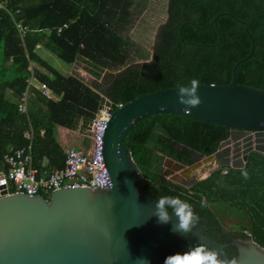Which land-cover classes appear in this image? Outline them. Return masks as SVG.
Masks as SVG:
<instances>
[{"label": "trees", "instance_id": "trees-1", "mask_svg": "<svg viewBox=\"0 0 264 264\" xmlns=\"http://www.w3.org/2000/svg\"><path fill=\"white\" fill-rule=\"evenodd\" d=\"M8 1L13 16L0 10V172H7L6 154L30 143L29 131L34 132V166L47 162L50 169L63 168L58 128L89 135L105 99L125 105L192 78L200 86L229 85L234 65L252 48L237 20L245 22L256 46L238 67V84L264 92V0H168L151 54L131 50L132 39L124 36L134 18V0ZM16 22L32 30L24 40ZM42 52L66 64H89L96 81L89 85L77 75L60 73ZM40 86L55 99L43 95ZM28 88L31 106L22 115L17 101ZM229 134L224 126L189 116L157 114L136 123L124 144L154 203L161 196H177L198 218L193 229L227 245L251 237L264 248V155L252 153L245 169L219 168L190 187L162 176L161 156L190 165L193 152L212 155ZM226 252L237 256L234 246Z\"/></svg>", "mask_w": 264, "mask_h": 264}, {"label": "water", "instance_id": "water-1", "mask_svg": "<svg viewBox=\"0 0 264 264\" xmlns=\"http://www.w3.org/2000/svg\"><path fill=\"white\" fill-rule=\"evenodd\" d=\"M251 39L250 53L232 69L226 86L201 85L200 104L183 111L176 88L138 97L114 111L103 138V157L112 187L55 190L50 199L41 195L9 194L0 186V264H164L166 257L183 254L203 244L217 253L220 264H264V248L250 237L230 245L212 239L197 229L175 234L170 223L154 216V202L143 184V175L124 144L133 126L157 114L189 116L224 126L231 138L222 143L223 168L243 170L252 153L264 155V92L238 84L237 70L255 51V41L244 21L237 20ZM109 106L110 102L107 101ZM222 151V152H223ZM232 153V154H231ZM196 154L194 165L165 159L164 177L193 186V175L202 164L221 158ZM3 178V176H1ZM229 246L237 249L231 258Z\"/></svg>", "mask_w": 264, "mask_h": 264}, {"label": "built area", "instance_id": "built-area-1", "mask_svg": "<svg viewBox=\"0 0 264 264\" xmlns=\"http://www.w3.org/2000/svg\"><path fill=\"white\" fill-rule=\"evenodd\" d=\"M0 10L7 11L13 16L9 10L8 0H0ZM16 28L23 40L29 32H32L19 22H16ZM62 30L63 28H59L58 33ZM45 33L49 36L52 30L47 29ZM33 81L34 78L30 79L29 83ZM41 91L46 97L55 99L52 91L45 86L41 87ZM30 96L28 89L17 101L18 111L22 115L29 114ZM107 101L110 102L109 106L106 105ZM121 107L123 104L114 106L109 99L104 100L91 123L88 135L92 141L90 149L86 151L85 147H80L79 150L73 146L68 147L65 151V165L61 169L34 166L32 155L34 132H27L25 137L30 143L5 155L4 165L7 167V172H0V186L6 184L8 191L12 186L14 193L32 196L51 195L55 190L66 188H111V178L103 157V138L112 113Z\"/></svg>", "mask_w": 264, "mask_h": 264}, {"label": "rangeland", "instance_id": "rangeland-1", "mask_svg": "<svg viewBox=\"0 0 264 264\" xmlns=\"http://www.w3.org/2000/svg\"><path fill=\"white\" fill-rule=\"evenodd\" d=\"M133 12L134 18L132 25L130 26L128 32L124 33V36H128L129 39H132L131 42L134 43L131 46V50H138L144 48L151 54L153 45L156 42V35L160 26L166 21V7L168 0H134ZM44 59L48 62L50 66L59 71L60 73L68 76L71 75L74 66L66 64L61 61L57 56L50 52H42ZM136 60V58H135ZM140 60H138L139 62ZM141 62V61H140ZM76 74L83 76V80L89 85H93L96 81L94 75L91 73V67L87 63L79 62L77 64ZM48 73V72H46ZM94 77V78H93ZM101 81L100 79H97ZM76 131V130H75ZM88 132H80L76 138V148L79 150V140L83 139L84 136H87ZM66 136L67 145L72 146L74 134H64ZM84 142L87 143L88 140L84 139ZM216 160L210 164H202V166L193 172V175L198 179L197 182L207 178L213 172L218 170Z\"/></svg>", "mask_w": 264, "mask_h": 264}, {"label": "clouds", "instance_id": "clouds-1", "mask_svg": "<svg viewBox=\"0 0 264 264\" xmlns=\"http://www.w3.org/2000/svg\"><path fill=\"white\" fill-rule=\"evenodd\" d=\"M200 82L192 78L186 83L176 84L178 100L183 105V111L188 112L190 109L200 104V98L197 95V89ZM153 205L154 216L161 224L170 223L169 211L176 217V223L171 225V231L175 234L191 233L197 222V216L193 212L192 206L185 200L177 196H161ZM143 264H148L146 258H142ZM164 264H220L217 253L208 249L203 244H197L189 247L188 251L183 254H174L165 258ZM230 264H236L233 260Z\"/></svg>", "mask_w": 264, "mask_h": 264}, {"label": "crops", "instance_id": "crops-1", "mask_svg": "<svg viewBox=\"0 0 264 264\" xmlns=\"http://www.w3.org/2000/svg\"><path fill=\"white\" fill-rule=\"evenodd\" d=\"M77 64L78 63H76V64L73 65L74 66V70H73V72H72L71 75H77L80 78L84 79L82 75H79L78 73L76 74V68L78 66ZM57 131H58V137H59L60 144L62 145V147L64 148L65 151L67 150L68 147H70L69 145H67L66 136H64L65 133L66 134H69V133H73L74 134V137L75 138H73V143H72L73 145L72 146L73 147H76V145H75L76 144V141H77L76 136L81 132L80 129H78L76 131H72V130H69V129H66V128L59 127ZM84 139H87L88 142L85 143L84 142ZM79 141H80L79 142V148L80 147H85L86 151H88L90 149L92 141H91V139H90V137L88 135L87 136H84V138L82 140L80 139ZM44 165H45V167L49 168L47 162H45Z\"/></svg>", "mask_w": 264, "mask_h": 264}, {"label": "flooded vegetation", "instance_id": "flooded-vegetation-1", "mask_svg": "<svg viewBox=\"0 0 264 264\" xmlns=\"http://www.w3.org/2000/svg\"><path fill=\"white\" fill-rule=\"evenodd\" d=\"M229 138H231V134H229V137H228V139ZM227 139V140H228ZM223 142H225V141H223ZM223 142H221V144H220V146L218 147V149L213 153V154H215V153H217V152H220L221 154H222V156H221V158H219L218 160H216V164H217V167L218 168H221V163L222 162H224L225 160H226V156H225V153H224V151H223V149H224V147L222 146V143ZM223 151V152H222ZM197 153H200V152H193L192 154H191V158H190V165H194L196 162H197V160H198V158L196 157V154ZM201 155H202V153H200ZM232 154V153H231ZM202 156H204V155H202ZM165 159L166 158H163L162 156H161V169H162V176L164 175V172H165V170H166V167H165ZM164 177V176H163ZM165 178V177H164ZM187 182H188V180H187ZM187 182L185 183V184H187ZM185 184H182V185H185Z\"/></svg>", "mask_w": 264, "mask_h": 264}, {"label": "bare ground", "instance_id": "bare-ground-1", "mask_svg": "<svg viewBox=\"0 0 264 264\" xmlns=\"http://www.w3.org/2000/svg\"><path fill=\"white\" fill-rule=\"evenodd\" d=\"M30 85H32V83H30ZM41 87L42 86H40V87H38V89H40L41 90ZM29 89V88H28ZM27 89V90H28ZM26 90V91H27ZM42 92V91H41ZM226 141V140H225ZM203 155V154H202ZM213 155V154H212ZM205 156V155H204ZM208 156H210V155H208ZM175 161V160H174ZM186 166H191V165H186ZM221 168H223V167H221ZM224 169H228V168H224ZM229 169H231V168H229ZM224 173H227V171H225ZM197 183V182H196ZM186 185V184H185ZM187 186V185H186ZM9 192V194H14V191L13 192H11L10 190L8 191ZM52 195V194H51ZM51 195H49L50 197H51ZM41 196H43V195H41Z\"/></svg>", "mask_w": 264, "mask_h": 264}]
</instances>
